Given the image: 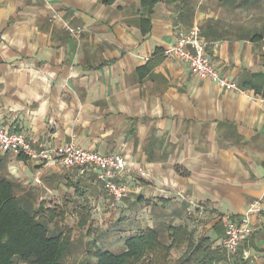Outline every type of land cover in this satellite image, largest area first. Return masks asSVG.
<instances>
[{"label":"crops","instance_id":"obj_1","mask_svg":"<svg viewBox=\"0 0 264 264\" xmlns=\"http://www.w3.org/2000/svg\"><path fill=\"white\" fill-rule=\"evenodd\" d=\"M195 26L240 93L165 55ZM0 128L37 150L73 143L124 158L129 237L183 227L222 247L228 223L259 201L264 211V0H161L151 12L142 0H0ZM20 155L0 151V177L34 210L63 180L97 183ZM252 226L244 256L264 249V212Z\"/></svg>","mask_w":264,"mask_h":264},{"label":"trees","instance_id":"obj_2","mask_svg":"<svg viewBox=\"0 0 264 264\" xmlns=\"http://www.w3.org/2000/svg\"><path fill=\"white\" fill-rule=\"evenodd\" d=\"M160 1L142 0V4L151 12ZM44 209L43 203L38 210L33 209L32 202L22 203L15 197L12 185L0 177V264H65L70 237L50 228L63 215ZM80 218L79 226L85 228L91 218L89 213ZM124 245L125 250L119 254L97 251V264H171L173 250L184 246L186 251L174 264H229L236 255L229 254L223 245L213 249L207 238L195 242L188 229L173 226L167 231L148 230L143 235L131 236ZM243 252L240 250L234 257V264H247L250 257L246 258Z\"/></svg>","mask_w":264,"mask_h":264},{"label":"built area","instance_id":"obj_3","mask_svg":"<svg viewBox=\"0 0 264 264\" xmlns=\"http://www.w3.org/2000/svg\"><path fill=\"white\" fill-rule=\"evenodd\" d=\"M208 47L209 45L201 38L200 27L195 26L192 30L181 33L177 43L168 48L165 55L186 62L193 75L200 81H212L224 91L240 93L238 85L222 75L218 67L212 63L207 53ZM0 151L22 154L34 161L45 160L64 170L76 169L81 176L86 172H93L96 175V182L107 191L116 204L129 197L130 187L123 182L127 162L117 154L105 156L98 151L81 149L73 143L53 150H37L32 147L25 134L11 132L6 128H0ZM139 172L141 176H147L145 170L141 169ZM262 205V201L250 205L240 222L227 224L226 236L222 242L229 254L236 253L242 242L253 235L255 230L252 220L254 216L264 212Z\"/></svg>","mask_w":264,"mask_h":264},{"label":"rangeland","instance_id":"obj_4","mask_svg":"<svg viewBox=\"0 0 264 264\" xmlns=\"http://www.w3.org/2000/svg\"><path fill=\"white\" fill-rule=\"evenodd\" d=\"M8 176L10 175L8 174ZM91 183H88L89 188L81 187L82 185L79 184L80 190L75 192L74 187L77 185L76 179H73V181L68 179L65 182L63 180L62 185L57 188L59 189L60 197L56 195L52 200H46L44 202L45 207L46 204H51L53 207L63 209V218H57L56 221L50 225V228L55 231H62V233L70 237V246L63 260L65 264H97V251H109L111 254L122 253L125 250L124 242L129 238L127 235L128 229L125 225H122L124 221L120 216L121 203L116 204L99 183ZM31 192H33V190ZM85 193H91L95 198L87 200L84 197ZM92 201L100 203L104 212L96 211L95 213H91L93 212L90 204ZM35 205L39 206L38 203ZM44 210L47 209L45 208ZM88 212L91 217L89 220L90 226L88 224L85 228H82L79 226L80 217ZM130 231L133 235L138 234L135 230ZM252 236L254 240V238H256V233ZM252 236L250 237L252 238ZM249 239L250 238H246V240L242 242L236 255L231 257L229 264H234V257L237 256L240 250L241 252L246 250L245 245ZM254 248V256L246 252V254L251 255L247 260V264H264V257H262V255L264 256V249L259 250L256 246H254ZM181 252L183 253V251ZM181 252H173V256L171 255V264H174L175 261L178 260Z\"/></svg>","mask_w":264,"mask_h":264}]
</instances>
